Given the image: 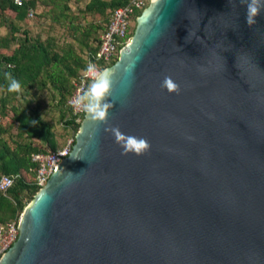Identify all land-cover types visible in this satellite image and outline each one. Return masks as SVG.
<instances>
[{
  "label": "water",
  "instance_id": "obj_1",
  "mask_svg": "<svg viewBox=\"0 0 264 264\" xmlns=\"http://www.w3.org/2000/svg\"><path fill=\"white\" fill-rule=\"evenodd\" d=\"M245 12L147 0L102 68L107 124L83 113L0 264H264V10ZM113 129L149 150L122 154Z\"/></svg>",
  "mask_w": 264,
  "mask_h": 264
},
{
  "label": "trees",
  "instance_id": "obj_2",
  "mask_svg": "<svg viewBox=\"0 0 264 264\" xmlns=\"http://www.w3.org/2000/svg\"><path fill=\"white\" fill-rule=\"evenodd\" d=\"M127 2L128 0H87L82 11L97 14L100 20L82 30L78 26H75L76 30L73 27L74 31L79 29L80 42L83 45L92 33L98 31L93 45L88 46L85 56L81 57L69 46L59 49L60 52H58L52 40L41 41L30 38L25 30H19L17 26V22L26 19L27 8H33L37 3L51 6H49L50 11L47 10L51 14V20H69L70 17L65 13L66 0H21L20 5L14 4L13 0H0V26L7 29L5 35H0V176L12 177V184L5 193L0 192L1 225L9 219L16 221L25 203L39 188L34 182L37 164L31 161L32 154L53 152L58 144L50 122L41 118L40 114H43L44 109L39 108L38 104L32 105L26 101L23 105L20 103L19 107L15 105L6 107L5 104L11 98L16 96L20 98L30 94L29 91L47 87L48 96L57 106L60 124L70 131L72 145L73 135L84 113L80 115L78 122L72 121L69 108L65 103L66 97L73 88L72 81L76 80L80 72L86 68L90 58L88 54L96 50L99 35L108 22L111 12ZM140 11H134L133 20ZM18 32L21 33L19 38L13 36ZM131 32L132 30L129 29V37ZM12 40L16 42L14 48L9 53L1 52ZM116 57L107 64L97 61L94 65L102 69L111 64ZM6 73L20 82V92L8 91ZM61 107L62 110H59ZM4 120L8 122L3 124ZM4 134L7 136H2Z\"/></svg>",
  "mask_w": 264,
  "mask_h": 264
},
{
  "label": "rangeland",
  "instance_id": "obj_3",
  "mask_svg": "<svg viewBox=\"0 0 264 264\" xmlns=\"http://www.w3.org/2000/svg\"><path fill=\"white\" fill-rule=\"evenodd\" d=\"M86 2L87 0H66L67 11L65 13L66 16L70 17V19H65L62 21L51 20V14H49L47 11L51 7L50 5H42L40 3H37L32 8V17L28 18L26 16L25 20L17 22V26L19 27V30H25L30 38H37L41 41L52 40L55 49L57 50H61V48H67L69 46L75 53L83 57L85 56L87 47L93 45L94 38L96 37V34H98V31L92 33L89 38L84 41L85 45H83L80 42L81 35L79 34V29L77 31H74V29L76 30L75 26H78V28L82 30V28L88 27V25L94 23L99 19V16L97 14H89L82 11L83 6ZM8 17L10 16L8 15ZM73 27L75 28L73 29ZM133 27L134 20L132 19L130 20V29L133 30ZM6 33L7 29L3 26H0V35H5ZM20 34V32L14 33L13 36L19 38L21 36ZM15 43V40H12L9 43L8 47L1 52L9 53L12 48H14ZM60 50L58 52H60ZM29 92L31 93L27 95L25 94L23 97L18 98L16 96L14 98H11L10 101L5 104L6 107H9L10 105L19 107V104L22 103L23 105L25 101L30 102V104L32 105H35V103L38 104L39 108L44 109L43 114H40L41 118L49 121L51 124V129L56 136V140L58 141L57 148L63 146L65 142L70 138V131L69 129H64L60 124V115L58 114L57 106L52 103L50 97L48 96V88L39 87L38 89H34L33 91ZM59 110H62V107ZM9 117L10 116H8V118ZM7 122L8 120H4L3 124H6ZM6 134L2 136L6 137Z\"/></svg>",
  "mask_w": 264,
  "mask_h": 264
},
{
  "label": "built area",
  "instance_id": "obj_4",
  "mask_svg": "<svg viewBox=\"0 0 264 264\" xmlns=\"http://www.w3.org/2000/svg\"><path fill=\"white\" fill-rule=\"evenodd\" d=\"M13 2L16 5L21 4V0H13ZM146 4L147 0H128L127 3L115 8L111 12L108 22L105 24L103 31L99 35V43L96 50L88 54L90 58L88 59L87 65L89 63L95 64L94 62L97 61L107 64L117 56L120 48L125 46L129 41L128 34L130 20L133 18L134 11L141 10ZM32 15L33 9L28 7L26 10V16L30 18ZM84 70L80 72L76 80L72 81L73 88L65 100L73 122H78L80 115L83 113L82 110L76 109L72 106V101L80 94L82 89L86 88L89 82L88 79L84 78ZM71 140L70 137L63 146L57 148L53 152L32 154L30 157L31 161L37 164L35 168L34 182L38 187L44 184L57 162L68 154L71 147ZM11 184V176H0L1 193H5ZM16 222L17 220L10 219L3 225L0 224V254L16 239Z\"/></svg>",
  "mask_w": 264,
  "mask_h": 264
},
{
  "label": "clouds",
  "instance_id": "obj_5",
  "mask_svg": "<svg viewBox=\"0 0 264 264\" xmlns=\"http://www.w3.org/2000/svg\"><path fill=\"white\" fill-rule=\"evenodd\" d=\"M241 3L246 6L245 22L247 26L256 24L255 18L261 10H264V0H241ZM83 75L90 82L73 99L72 106L85 112L88 119L94 124H107L108 110L113 103L109 99L113 86L112 71L111 69H98L94 64L89 63ZM5 76L8 80V91L20 92V82L12 78L10 74L6 73ZM160 87L166 89L169 93L176 92L178 94L180 91L179 85L169 76L164 77ZM113 131L115 132L116 143L122 147V154L131 152L142 155L150 148L146 138L121 134L115 129Z\"/></svg>",
  "mask_w": 264,
  "mask_h": 264
}]
</instances>
